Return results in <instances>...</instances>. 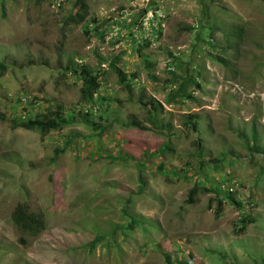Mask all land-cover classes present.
I'll use <instances>...</instances> for the list:
<instances>
[{"label": "rangeland", "instance_id": "rangeland-1", "mask_svg": "<svg viewBox=\"0 0 264 264\" xmlns=\"http://www.w3.org/2000/svg\"><path fill=\"white\" fill-rule=\"evenodd\" d=\"M58 1L0 0V264H264V156L247 147L251 129L264 144V0H83L78 22ZM68 60L99 74L93 104ZM185 67L198 88L166 101ZM55 105L75 119L10 122ZM18 202L44 217L23 243Z\"/></svg>", "mask_w": 264, "mask_h": 264}, {"label": "trees", "instance_id": "trees-1", "mask_svg": "<svg viewBox=\"0 0 264 264\" xmlns=\"http://www.w3.org/2000/svg\"><path fill=\"white\" fill-rule=\"evenodd\" d=\"M78 5V7H76ZM73 7H75V11L73 12L74 16L69 15L68 19L72 22H78L82 19V17L85 14L86 7L83 4V0H75L73 3ZM77 8L79 11L77 12ZM76 15V17H75ZM86 28V25L83 26ZM104 58H99V63H103L102 61ZM108 67L113 70L116 73V76L118 78V81H121L123 83V78L124 75L121 73L120 69L116 68L114 65V61L108 60L107 61ZM66 69H70L73 74H76L77 77L80 79V88H79V93H80V98L83 102H87L90 104H93L95 102L93 98V94L96 92L98 86H99V81H98V73L94 72L89 65L85 63H81L76 65L75 67H72L70 65V61L68 60L65 63ZM5 70V63L0 61V75L4 72ZM171 73L170 80L168 83H170L172 86H175L174 90L172 92L166 94V101H174L175 97L179 96L182 99H191L192 96L191 94L186 91V88L188 86H192L194 88H198V82L195 78L194 75H192V72L189 68L185 67L183 70V73L180 74H175ZM124 87L126 88L127 92H130V85L128 82L123 83ZM102 99V98H100ZM99 99V100H100ZM138 102L145 108L148 109V111L151 112L150 114V121H153L156 113L161 109V103L154 100L153 98H148L145 100L139 99ZM101 105V104H100ZM81 113L77 116V118L80 121H85L87 122V116L90 115L92 112L93 106H85ZM97 107V106H96ZM98 108V107H97ZM95 109V108H94ZM97 110V109H96ZM190 118V115H188ZM0 118L6 119L4 116L0 115ZM75 119V116L71 112H61L59 106L55 105L52 107L47 113H37L36 115L28 118H17V119H12L10 120L12 125L15 126H20L25 129H33L41 134L44 133L45 131H48L50 129H57L63 125H66ZM131 123L138 128L146 129L145 126H141L138 123H134L131 121ZM186 126H190L193 129L195 128V123L193 121L190 122L188 121L184 122ZM92 125L93 122L91 123ZM240 136H243V138L248 140V137L252 139V142L247 146L248 150L250 152H259L264 156V144H258L257 143V137L255 135V131L253 129L250 130L248 137L245 136L244 134H240ZM162 148L164 150H168L166 147V142L162 144ZM197 153L199 151L197 150ZM212 161V160H211ZM193 185L189 191L187 192V202H192L193 197L197 193V187L200 184ZM210 190H214V188L210 187L208 188ZM226 197L229 198V193L226 194ZM231 202L237 203L233 198L230 199ZM217 206L215 208V211L218 213L220 211V200H217ZM238 204V203H237ZM9 219L12 223V225L15 227V229L18 231L20 234L18 240L23 243L24 238L23 236H35L39 232L42 231L44 228V217L43 213L41 210L37 211H30L27 205L23 202H18L14 205L12 208L10 214H9ZM245 220L246 217L243 214H240V216L237 219V224L238 227L236 230L241 231L245 225ZM98 236H95L92 241L95 239H98ZM166 259H168L166 255Z\"/></svg>", "mask_w": 264, "mask_h": 264}, {"label": "built area", "instance_id": "built-area-1", "mask_svg": "<svg viewBox=\"0 0 264 264\" xmlns=\"http://www.w3.org/2000/svg\"><path fill=\"white\" fill-rule=\"evenodd\" d=\"M59 1L55 3L56 6L59 4ZM94 108L96 109L97 107H94ZM221 186H222V188H224V190L232 191V188L231 187H225V186H223V184H221Z\"/></svg>", "mask_w": 264, "mask_h": 264}]
</instances>
